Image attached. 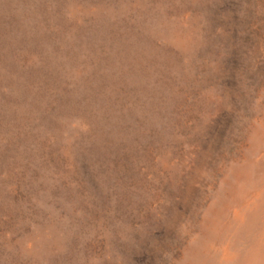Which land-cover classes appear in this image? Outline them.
Here are the masks:
<instances>
[{
    "label": "rangeland",
    "instance_id": "374dc122",
    "mask_svg": "<svg viewBox=\"0 0 264 264\" xmlns=\"http://www.w3.org/2000/svg\"><path fill=\"white\" fill-rule=\"evenodd\" d=\"M0 264H264V0H0Z\"/></svg>",
    "mask_w": 264,
    "mask_h": 264
}]
</instances>
